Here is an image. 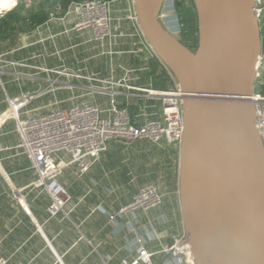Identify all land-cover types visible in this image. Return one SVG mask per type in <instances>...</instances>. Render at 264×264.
I'll list each match as a JSON object with an SVG mask.
<instances>
[{
    "label": "crops",
    "instance_id": "0c3cea01",
    "mask_svg": "<svg viewBox=\"0 0 264 264\" xmlns=\"http://www.w3.org/2000/svg\"><path fill=\"white\" fill-rule=\"evenodd\" d=\"M13 7L1 11L0 17ZM51 12L35 27L14 30L0 39V56L5 60L0 63V114L8 107L7 98L37 92L41 94L25 109L44 112L88 101L106 108L108 96L97 91L105 87L119 92V105L136 106L132 116L140 123L160 119L161 100L148 92L168 90L171 79L133 19L135 9L129 1L110 3L111 36L103 40H94L90 29H74L73 14L65 11L50 18ZM257 82L264 83V63ZM150 99L160 100L157 118H153L156 105ZM136 142L131 147L109 142L83 174L74 165L63 169L58 182L71 201L64 209L67 215L50 218L46 211L49 196L32 185L35 176L30 163L16 148L14 121L0 123V256L8 264H128L136 249L134 234L127 227L133 218L127 213L110 219L109 213L117 212L149 182V159L138 143L148 142ZM158 146L171 148L170 158H179L168 142ZM172 177L162 208L169 222L156 225L165 235L175 232L179 221L175 174ZM145 222L146 217H138V226ZM146 247L156 251L158 244ZM152 260L167 264L171 259L155 253Z\"/></svg>",
    "mask_w": 264,
    "mask_h": 264
},
{
    "label": "water",
    "instance_id": "95a60500",
    "mask_svg": "<svg viewBox=\"0 0 264 264\" xmlns=\"http://www.w3.org/2000/svg\"><path fill=\"white\" fill-rule=\"evenodd\" d=\"M189 1L196 48L158 19L165 0H134L137 23L183 100L178 184L186 240L195 264H264V150L249 100L263 48L254 1Z\"/></svg>",
    "mask_w": 264,
    "mask_h": 264
},
{
    "label": "built area",
    "instance_id": "2783aa9c",
    "mask_svg": "<svg viewBox=\"0 0 264 264\" xmlns=\"http://www.w3.org/2000/svg\"><path fill=\"white\" fill-rule=\"evenodd\" d=\"M114 1L118 0L72 2L65 14L74 15V29H90L94 40H103L111 36L109 6ZM127 1L134 8V0ZM253 1V12L258 17L264 10V0ZM23 2L26 6L30 4L29 0H23ZM174 2L175 0H171L172 5ZM164 4L157 15L161 23L186 46L194 43L196 34L189 32L181 18L179 23L173 26L174 10L169 6L164 7ZM49 17L55 18L56 14L51 12ZM133 19L137 22L135 14ZM4 61L0 56V63ZM263 63L264 47L258 55L256 77L260 75ZM164 67L171 79V85L166 91H154L158 93L156 97L161 100L160 119H151L143 123H140L137 118L132 119L128 110L119 106L116 100L119 94L117 90L105 87H99L97 91L108 96L106 108L100 107L96 102L88 101L72 103L67 108L34 112L25 107L41 92L7 98L8 107L0 114V123L7 119L14 121L18 135L16 148L30 163L35 176L32 185L41 188L49 196L50 203L46 211L50 218L59 213L67 215L64 209L71 201L67 190L58 182L63 169L74 165L80 174L87 172L99 159L101 153L107 149L109 142L131 147L136 141H146L156 145L166 141L177 150L179 156L185 129L183 100L175 77L165 65ZM70 73L80 77L79 74ZM101 82L115 83L110 80H101ZM249 100L254 110V127L264 150V95L254 91ZM164 191L165 189L158 183H145L132 195L126 205L114 214L109 213L110 219H113L115 215L127 213L133 218V222L128 223L127 227L129 232L134 234L136 249L134 257L128 264H153L152 256L155 253L169 256L171 260L167 264H195L191 247L186 240L180 200H178L179 221L175 226V232L165 235L164 231L156 227L160 221L169 222L167 213L162 210L166 198ZM23 207L27 210L24 204ZM139 216L146 217L144 226L137 225ZM163 238L167 240L162 241ZM152 242L158 244L156 251H149L146 247ZM56 259L60 261L58 256ZM0 264H8L7 259L0 256Z\"/></svg>",
    "mask_w": 264,
    "mask_h": 264
},
{
    "label": "trees",
    "instance_id": "16d2710c",
    "mask_svg": "<svg viewBox=\"0 0 264 264\" xmlns=\"http://www.w3.org/2000/svg\"><path fill=\"white\" fill-rule=\"evenodd\" d=\"M82 0H29L30 4L29 6H26L23 0H20L19 3H17L12 9L4 13L0 17V39H5L11 36L12 31H22L25 29H30L35 27L36 25L42 23L45 21V19L48 16V13L50 11H53L56 15L63 14L68 6L72 2H79ZM183 0H175L174 7L179 11L180 15H182V11H180L181 8V2ZM188 1V4H190V1ZM15 3V0H8L5 3H0V9H7L11 7ZM192 7V6H191ZM193 10V7H192ZM194 15V14H193ZM181 20H186V18L183 19V17H180ZM264 19L262 16L259 19L260 24V34L261 37L264 36V27H263ZM192 26V34H196L197 38V28L195 25ZM264 47V45H263ZM255 91H260L264 93V83H256ZM149 102L154 103L156 114L153 115V118H157L158 116V108L160 105V100L150 99ZM120 107H126L129 111V114L131 118L133 119L132 113L134 110H136V106H127L125 104L119 105ZM129 108V109H128ZM133 109V110H132ZM151 144V143H149ZM155 145L156 144H152ZM163 152V157L166 162V176L171 181L172 172H171V158L170 153H172L171 148H167ZM173 156V155H172Z\"/></svg>",
    "mask_w": 264,
    "mask_h": 264
},
{
    "label": "rangeland",
    "instance_id": "374dc122",
    "mask_svg": "<svg viewBox=\"0 0 264 264\" xmlns=\"http://www.w3.org/2000/svg\"><path fill=\"white\" fill-rule=\"evenodd\" d=\"M20 0L17 2L19 3ZM0 3H2V0H0ZM15 3L14 6L17 4ZM174 5V3H173ZM171 3V0H165V4L164 7H171L174 10V16L172 15V25L175 26L179 23V18L182 16L183 19L186 18V20H183V22L187 25V28L189 30V32L192 33V26L193 24H195L194 22V15H193V10L190 4H188L187 0H183L181 2V8L180 11H182V15H180L179 11L174 7ZM4 9H0V13L1 11H3ZM262 16V18L264 19V10L261 11L260 15L257 17V19H260V17ZM263 27H264V23H263ZM261 40L263 42L264 45V36L261 37ZM137 143V142H135ZM139 145L142 146V148L146 149V156L149 159V172H148V176H147V180L149 182H155L158 183L163 189H165L164 193L166 192L167 195V190H169V188L172 185V181L170 182V180L167 178L166 176V162L165 159L163 157V152L166 149L165 147H160L158 145H152L149 143H143V142H138ZM163 145V144H162ZM167 147V146H166ZM172 167V171L173 174H175V182H176V190L174 191V197L175 199H177V201L179 200V184H178V171H179V158H175L172 156L171 158V166ZM146 177L144 176V179ZM173 180V177H172ZM165 195V196H166ZM171 230V228H170Z\"/></svg>",
    "mask_w": 264,
    "mask_h": 264
},
{
    "label": "flooded vegetation",
    "instance_id": "af4514ba",
    "mask_svg": "<svg viewBox=\"0 0 264 264\" xmlns=\"http://www.w3.org/2000/svg\"><path fill=\"white\" fill-rule=\"evenodd\" d=\"M187 46L190 47V48H196L197 47V44L194 41V43H191L190 45H187Z\"/></svg>",
    "mask_w": 264,
    "mask_h": 264
},
{
    "label": "bare ground",
    "instance_id": "6f19581e",
    "mask_svg": "<svg viewBox=\"0 0 264 264\" xmlns=\"http://www.w3.org/2000/svg\"><path fill=\"white\" fill-rule=\"evenodd\" d=\"M8 0H2V3H5V2H7ZM16 1V0H15Z\"/></svg>",
    "mask_w": 264,
    "mask_h": 264
}]
</instances>
